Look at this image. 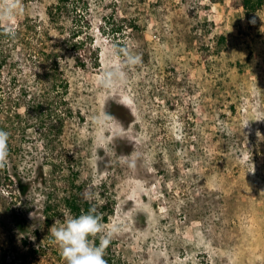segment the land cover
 <instances>
[{"label":"rangeland","instance_id":"1","mask_svg":"<svg viewBox=\"0 0 264 264\" xmlns=\"http://www.w3.org/2000/svg\"><path fill=\"white\" fill-rule=\"evenodd\" d=\"M58 1L18 0L8 16L0 0V25L19 35L0 66L7 172L31 183L13 203L2 180L0 264H66L49 229L70 216L72 166L113 208V264H264V0L252 13L243 0H71L51 21ZM73 39L87 63L61 53L58 93L39 65ZM42 96L73 108L60 133L59 112L33 111ZM50 193L63 215L47 224Z\"/></svg>","mask_w":264,"mask_h":264},{"label":"trees","instance_id":"2","mask_svg":"<svg viewBox=\"0 0 264 264\" xmlns=\"http://www.w3.org/2000/svg\"><path fill=\"white\" fill-rule=\"evenodd\" d=\"M70 1L71 0H59L58 3L50 4L46 10L49 19L51 21L57 20V16H58L57 11L58 9L61 8V4L62 3L67 4ZM243 1L244 4L246 5L247 13L256 12L263 2V0H243ZM17 35L18 32L16 34V32L14 31L12 34H8V30H5L4 26L0 25V66L3 65L5 59L9 55L8 53H10L7 52L5 49L6 45L8 46L6 40L14 41L15 39L18 38L19 35L18 36ZM84 42H85L84 40H78V39L76 40L73 39V41L69 43L66 41L64 43L63 48L60 49V51H55L46 55L47 58L48 57L52 58L50 63H48V61H45L44 64L42 62V65H39L40 67H43L46 64H48L46 72H44L43 74L42 71L41 73L44 76V78L48 77L49 80H52L51 87L53 91L56 90L58 93H61L63 92V90H67L69 86V79L67 78V76L64 75V68L61 66L63 60V58H61V53L69 52L71 56L73 55V59L75 60L76 65H80V66L86 65L87 58L80 51V49L84 45ZM94 61L95 62L93 63V65H99V61L97 57L95 58ZM64 62H65L64 65L67 66L68 65L67 60ZM39 63L41 64L40 61ZM44 97L42 96L41 98H39V101L37 102L36 106H33V111L35 113L38 112L39 115L42 114L44 115V113H46L47 116L52 118L55 117L54 116L55 113L59 112L58 114H55L57 115L58 118L56 117L55 122H51L49 128H51L52 131H54L56 128L57 133H60L63 130V123L65 119L64 115L65 116L71 115L73 113V108L67 111L66 110L63 111L61 109L59 110L57 101L51 99L50 101H47L45 100ZM1 99L2 97H0V103L2 102ZM18 117H20V114H18ZM79 118L81 120L84 118V116H81L79 114ZM4 122H6V120ZM41 122L44 123L42 120ZM57 122L58 124H56ZM5 127H6L5 123H3L0 120V130H4L8 133V129L6 130ZM10 145H11L10 142H8V156L11 154ZM15 167H16L15 165L12 166L13 170L11 172H7L9 168H7L6 164L4 167L0 168V194H2L1 184L4 183L2 182V180L4 177H8L9 179V182H7L8 188L4 190V192L10 195V198L13 203L17 201V198L22 199V197H26L28 195V189L31 184L29 181L22 180V177L20 176L19 172L16 171ZM70 171H71V176H70L71 178H68L69 184H67V186L64 188L63 190L64 192L62 196V201L68 211V214H70V216L79 215L81 212H86L90 206H95L98 214L103 218L102 222L103 223L107 222L109 220L110 214L113 213V208L110 207V204L108 202L98 205L96 201H93L91 198H89L85 188L87 182L85 181L81 183L77 182V180L79 181L80 174L79 171L76 170L73 166L70 169ZM12 184H15L16 186L15 190L12 189L14 188L11 186ZM24 206L26 207V204H24ZM24 206H22L23 207L22 212L19 211V209L11 208L13 213L12 216L15 222L17 223V228L19 230H22L28 224L29 221L26 214L28 210V206L25 209ZM41 213L43 214L47 224H51L56 216L63 215V213L59 210V204L56 203L55 196L52 195V193H50V195H48L46 200L44 201ZM94 242L98 244L99 243L98 238H95ZM31 250H35V249L31 248ZM104 258L106 259L107 264H113L110 258L108 257H104ZM15 262L17 264H27L24 260H20L19 262L15 260L12 261V263Z\"/></svg>","mask_w":264,"mask_h":264},{"label":"clouds","instance_id":"3","mask_svg":"<svg viewBox=\"0 0 264 264\" xmlns=\"http://www.w3.org/2000/svg\"><path fill=\"white\" fill-rule=\"evenodd\" d=\"M16 4L18 0H13L6 15H11ZM12 33L13 30L9 28L8 34ZM135 60L139 62L140 57L136 56ZM8 137L6 131L0 130V168L7 162ZM102 220L96 207L90 206L86 212L69 216L62 225L49 229L66 264H107L105 252L118 229L113 226L105 230ZM95 238H98V244L94 242Z\"/></svg>","mask_w":264,"mask_h":264},{"label":"built area","instance_id":"4","mask_svg":"<svg viewBox=\"0 0 264 264\" xmlns=\"http://www.w3.org/2000/svg\"><path fill=\"white\" fill-rule=\"evenodd\" d=\"M11 260V259H10Z\"/></svg>","mask_w":264,"mask_h":264}]
</instances>
